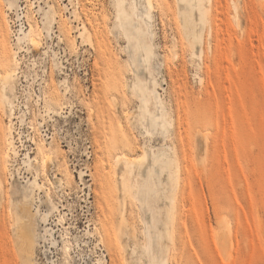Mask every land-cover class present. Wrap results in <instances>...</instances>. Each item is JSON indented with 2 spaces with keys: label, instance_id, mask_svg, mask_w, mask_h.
Instances as JSON below:
<instances>
[{
  "label": "rangeland",
  "instance_id": "rangeland-1",
  "mask_svg": "<svg viewBox=\"0 0 264 264\" xmlns=\"http://www.w3.org/2000/svg\"><path fill=\"white\" fill-rule=\"evenodd\" d=\"M123 9L0 0V264H264V0Z\"/></svg>",
  "mask_w": 264,
  "mask_h": 264
},
{
  "label": "bare ground",
  "instance_id": "bare-ground-1",
  "mask_svg": "<svg viewBox=\"0 0 264 264\" xmlns=\"http://www.w3.org/2000/svg\"><path fill=\"white\" fill-rule=\"evenodd\" d=\"M182 1H187V2L190 3V5H192V8H194L196 6L198 9L201 10V7L204 5V2L206 0H182ZM117 4H118V7L120 9V13L122 15H124V17L126 18L128 16V13L123 9L124 0H117ZM49 13L51 14V11H48L47 15ZM202 14L204 16V13H202ZM185 22L189 26L194 27L193 22H192L190 17L185 16ZM33 30H34L33 27H31L30 31L26 33V36L29 39V41L33 45H35V47H36L37 45H40L41 42H40L39 35L37 33L33 32ZM15 73H16V71L14 70V73L12 75H10V76L9 75L8 76L7 75H5V76L4 75L3 76L0 75L1 76L0 80L4 84V86H3L4 89L6 88V84L7 83H12V81L15 80ZM13 89H14V87L12 85V87H10V90L13 91ZM2 98H3V101L9 106V109L12 112L13 109H14V100L12 99V96L4 93ZM12 125H13V122L11 121L10 122V127H12ZM12 143L13 142L10 141V144H12ZM10 148H12V147H10ZM41 150H42V146H41ZM48 154L49 153H47L45 155V164H48V159L50 158V156ZM145 156H146V154L144 155V158H145ZM138 162L140 164H143V159L142 158L138 159ZM152 173H153V170H152V167H150L149 174L147 175V177H144L145 183L141 184V186L139 188V191H138V198L144 204L148 203V199H147L148 196H153V195H155L158 192V189L156 187H154L150 183V180H149L150 176H152ZM139 174H140V172H139ZM25 198L28 200L29 199V194H26ZM150 209H151V212H152V219H153L152 221L155 222L156 221V216H155L154 209H152V208H150ZM12 218H13V227L15 228V231H16V234H17L16 244L18 246H20L19 252H20V254L23 257L26 258V264H32L31 261L33 259V257H32V255H33V250H32L33 243H32V239L24 231L25 230V226H26V224L28 222L26 220H24L23 216L19 215L18 213H17L16 216L13 213V217ZM106 239H107V242H108V244L110 246L111 245V239H112L111 235L107 234ZM160 239L162 240V236L160 237ZM144 246H145V250L152 254L153 247H154L153 238H150L148 240L147 244L144 245ZM159 249L162 251L161 245L159 246ZM152 258L157 260L158 256L157 255H153Z\"/></svg>",
  "mask_w": 264,
  "mask_h": 264
}]
</instances>
